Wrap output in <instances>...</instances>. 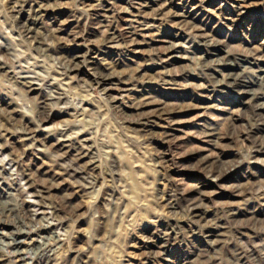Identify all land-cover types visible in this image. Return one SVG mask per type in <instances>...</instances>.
<instances>
[{"label": "rangeland", "instance_id": "obj_1", "mask_svg": "<svg viewBox=\"0 0 264 264\" xmlns=\"http://www.w3.org/2000/svg\"><path fill=\"white\" fill-rule=\"evenodd\" d=\"M32 4L46 8L42 15L34 13L32 24L42 38L47 67L52 77L70 83L53 93L77 104H53L48 125L54 129H38L30 115L20 116L23 88L0 75V203L15 207L23 199L21 206L31 215V222L24 223L14 208L11 220L5 217L0 226L5 233L0 243L20 225L28 234L16 236L24 240L21 249H31L24 253L29 264H264V152L256 155L257 134L250 131L263 135L264 130L250 127L256 107H241L245 95L235 86H216L209 76L222 79L233 69L241 71L226 64L237 60L251 67L244 76H259L264 0L243 5L238 0ZM13 5V0H0V52L20 51L18 61L26 69V48L9 44L3 34L18 15ZM30 42L35 46L34 39ZM5 60L7 67L17 61ZM25 69L10 68L19 79L31 77L40 85ZM100 73L115 79L104 82ZM49 92L47 84L37 94L26 92L27 103L37 104ZM144 98L153 104L139 108ZM158 103L167 117L150 122L142 112H153ZM81 106L87 109L85 119ZM17 120L26 127L13 126ZM207 125L218 131V139L208 140ZM66 137L69 146L52 145ZM85 137L93 148L85 147L80 158L76 147L85 145ZM7 153L28 164L31 188ZM217 157L227 164L222 173L202 166L204 158ZM198 191L209 222L225 229L217 248L196 261L197 252L210 246V229L187 211ZM14 254L0 253V264H20Z\"/></svg>", "mask_w": 264, "mask_h": 264}, {"label": "bare ground", "instance_id": "obj_2", "mask_svg": "<svg viewBox=\"0 0 264 264\" xmlns=\"http://www.w3.org/2000/svg\"><path fill=\"white\" fill-rule=\"evenodd\" d=\"M240 5H243L244 2H246V0H238ZM13 6L12 9L14 11H16V13L18 14L15 18V20L13 21L14 24L12 25V27L10 28V32L7 33H3L5 34V36L7 38H9L10 41L9 44L11 45H15V47H17V45H19L21 48L25 47L26 48V69L25 71H27L28 73L34 74L36 77V80L40 82V85L37 84L35 82L34 78L28 77V78H21L19 79V75L17 76L16 72H11V69H17L19 68L20 70H24L22 67H20L21 62L18 61V58H21V53L18 50H10L8 51V53H4L0 52V75L2 77H6L8 79H6V81H8L9 79L12 81V83H17L21 86V88H23L22 90H19V96L20 99L22 100V108L23 112L20 113V116L22 118H24L27 115H30L31 117H29L31 124H34V126H36V128L40 129L42 128V126H46L44 128H46L49 132V130L54 129L53 127H50L48 124L50 123L51 119H50V107L53 106V104L60 102L62 100H65L66 102H71L74 99H70V97H67L66 95H61V94H57V93H53V90L56 91H60V90H64L66 87L69 86V82L66 81V83H63V80L65 79H60V77L58 75H55L52 77V73H51V68L47 67V62H46V57L45 55L41 52L43 51L42 49V38H40L39 36V31H37L38 29H36L33 24L32 21L33 19H36L34 17H32L34 15V13H36V15H42V13L44 11H46V8H44V5L40 4L37 5L36 9L34 7V5H31V0H13ZM35 9V10H33ZM160 12H163V8L159 9ZM1 13V11H0ZM187 17V15H186ZM182 20L186 21L185 16L181 17ZM0 26H1V22H0ZM139 30L143 29L141 26H138ZM144 30V29H143ZM16 33V35H15ZM131 35L135 34V31H131L130 32ZM15 36H17L19 38V40H15ZM34 39L35 42V46L31 45L30 39ZM113 40H116L115 35L112 36ZM3 38L0 36V44H3ZM27 42L30 45H27ZM206 42V41H205ZM23 44H26L27 46H23ZM7 50H9L7 48ZM41 50V51H40ZM15 52V54H14ZM20 53V54H19ZM24 56V55H23ZM42 56V58H41ZM8 57V60L11 59H16L17 61L14 62H10V66L7 67L8 62L5 60ZM75 57H80L75 55ZM38 59H40V62L38 61ZM18 64V66H15L16 63ZM14 63V65H13ZM39 63H42L41 66H38V68L36 69L35 65H38ZM226 64L228 65H236V66H240L243 67V69L241 71L238 70H231L229 71L227 74H225L224 78H218L214 75V73H209V76L211 78V82L214 83L216 86L222 87L224 85H230V86H235V88L237 89V93L240 95H245L246 98H244L243 101H241V107L244 106V104H250L253 103L256 107V110L254 112V117H255V121L251 122V119L248 121V124H250V127L252 129L256 128V127H260L262 130H264V68H262L260 70V74L258 77L254 78V77H246L243 75V71L246 69H250L251 67L249 66V64L246 65H242L240 64V62L237 60L236 61H228ZM207 65V64H206ZM31 67H33V72H29ZM38 70V71H36ZM0 76V77H1ZM98 79L104 81V82H111L113 79H115V77L112 74H98ZM47 84L48 85V89H49V93L46 94V96L42 97L40 99V101L37 104H30L27 103L28 102V96L26 95L27 93L30 94H37V92H39L41 90V86ZM16 86V85H15ZM57 96V98H55L54 96ZM84 101V99L82 100ZM81 101V102H82ZM88 103L91 101H87ZM72 104H77L76 102L74 103V101L71 102ZM153 102L151 100H149L148 98H144L143 101H141L140 103V107H144V106H148V105H152ZM157 108H155V110H153V112H149V111H144L142 113L146 114V118L147 120H149L150 122H154V118L153 117H159V118H163V117H167V112L165 110H163L162 106L160 103H158ZM19 105H16V107H18ZM91 106V105H89ZM94 108V107H91ZM224 109L228 110L229 107L226 106L224 107ZM77 110V109H75ZM80 111L82 112L81 114L83 115V119L87 118V109L83 108L81 106ZM233 112L231 111L229 113V116L226 118L227 122L229 123V120H231L233 117ZM15 124H19L22 129L23 126L26 127L27 124H23V121L21 120H17V123L13 122V126ZM3 126V129L6 127L5 125H1V127ZM9 128H6L4 130H7ZM31 129L34 130V128L32 127ZM207 132L205 133L206 137L208 138L209 141H214L216 139H218V131L214 129V126L211 127L210 125H207L206 127ZM82 130H79L78 134L81 132ZM253 132V135L257 134V136L254 137V148H255V152L256 155L259 153L264 152V134L263 135H259L258 132L254 133L253 130H250ZM71 135V134H69ZM3 134L0 135V139H2ZM217 136V137H216ZM70 137V136H68ZM64 138V139H58L57 142H55V146H60V147H66L69 146L68 143L69 141H71L70 138ZM91 141V138L85 137L83 139L84 142V146H79L76 147V151L77 154L76 156L82 158L83 157V153L85 151V147L87 148V150H92V145H89V142ZM2 146L6 145V143H4L1 140ZM71 144V143H69ZM5 151V150H4ZM10 157V159L14 162V165H16L18 172L20 173V175L22 176V178L25 181V184L28 185L31 188V185L33 184V180H32V175L30 173V169L28 164L23 163L22 162H18L17 159H14L13 157H11L12 155L7 153ZM255 156V155H254ZM76 160V158H75ZM204 160V161H203ZM201 162L202 166L206 167L210 165L211 168L210 172L213 173L214 171L219 170L220 173H222V168L225 167L226 161L220 157L215 158L214 160H208L206 158H204ZM93 163L95 164V162L91 161L90 165L92 166ZM216 166L217 168H212V166ZM225 169V168H224ZM31 175V177H30ZM238 188L241 187V185L237 186ZM243 187V185H242ZM31 192V191H30ZM40 193L41 191L39 190H35L34 193ZM201 194H203V192H199L198 191V196L194 197V198H190L189 199V205L187 206V211L192 215L193 219H195V221L198 223H203L205 224V226L207 225V227L210 230H207V234L206 237H208L209 239V243L210 246L207 248H203L200 249V251H198L197 256L195 257V260H201L205 253H210L211 251H214L215 248H217V245H219L222 242V236L224 235L223 230L225 229V226L223 224H215L214 222H209L210 218H208V209H206V207L203 208V198L201 197ZM22 202V204H21ZM24 202V203H23ZM23 204H25V200L21 199L19 200V202H17L16 204H14L15 207H11L10 205H5L0 203V226H3L4 223L7 221L6 219H4L5 217H8L7 219L11 220V212H13L14 208L18 209L17 213L19 215V218L24 222V223H30L31 222V215L29 213L28 210H25L22 206ZM53 204V203H52ZM56 204V203H54ZM13 205V204H12ZM22 205V206H21ZM11 207V208H10ZM56 207V206H55ZM171 207H175L174 205H171ZM56 212H54L55 214ZM57 216L60 215L56 214ZM10 217V218H9ZM13 219V218H12ZM14 223L13 224H17L16 219L12 220ZM259 220L258 219H253V222L255 224H258ZM10 224V223H9ZM215 224V225H214ZM31 225V224H29ZM214 225V226H213ZM19 226L18 231H14L11 232L9 234V236L7 237V240L4 239L6 242L4 245H2L0 243V253H15L14 256L18 257V261L20 264H29L27 262H25V255L24 253H31V249L27 248L26 250L21 249V244L24 243V240L19 239L16 234L19 232L20 235L21 234H28V232L25 229H22ZM212 227V228H211ZM31 230V229H30ZM0 234H2L3 236H5L4 232H0ZM7 234V233H6ZM1 241V240H0ZM3 242V241H2ZM6 247V248H4ZM14 247V249L12 248ZM37 247V245H36ZM251 255H254V251H251Z\"/></svg>", "mask_w": 264, "mask_h": 264}]
</instances>
